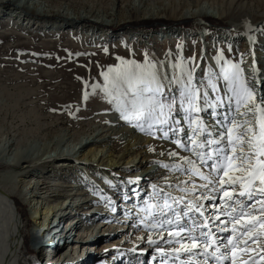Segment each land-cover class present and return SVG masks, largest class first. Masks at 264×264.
Wrapping results in <instances>:
<instances>
[{
	"label": "snow or ice",
	"instance_id": "snow-or-ice-1",
	"mask_svg": "<svg viewBox=\"0 0 264 264\" xmlns=\"http://www.w3.org/2000/svg\"><path fill=\"white\" fill-rule=\"evenodd\" d=\"M213 59L200 76L155 60L102 73L121 119L175 145L154 161L164 173L151 191L125 194L140 197L128 211L156 230L161 264H264V80L220 50Z\"/></svg>",
	"mask_w": 264,
	"mask_h": 264
},
{
	"label": "rangeland",
	"instance_id": "rangeland-1",
	"mask_svg": "<svg viewBox=\"0 0 264 264\" xmlns=\"http://www.w3.org/2000/svg\"><path fill=\"white\" fill-rule=\"evenodd\" d=\"M36 2L44 8L59 7L62 10L75 13L82 11L92 16H104L110 19L112 23L109 26H102L89 21L83 26L76 28L49 30L48 27H45L46 20L43 21L41 20L42 18H35L40 23L34 27H29L21 25L14 17L0 15V125L6 130H9L10 125L13 126L18 122L21 124L23 113L29 108H39L46 112L49 119L52 120L61 116L63 121L71 122L76 120V122H80L85 120L87 116H92L99 122L98 124L103 123V125L108 127L118 128L120 123V126L130 127L131 132L134 131V134L140 135L142 140L151 139L153 151L158 149L159 152L163 147L170 145L169 149H172L175 145L172 143L168 144V141L161 140L147 132H141L134 119L130 121L121 119L117 110L118 101L115 96H110L100 91V88L106 83L102 73L111 76L117 71L132 68L136 64H152L153 60H155L169 63L180 61L181 67L185 71H187L188 65H191L195 67L196 74L200 76L203 75L206 67L209 70L218 68L217 61L213 57L220 50L229 62L239 61L246 70L255 68L257 69V75L259 76L260 74V78L263 77L264 58L256 60L258 67H255L253 63L255 56L253 57L252 51L254 50L255 54L258 52H261L262 55L264 54V21L258 23L252 29L249 38L247 35L245 36L247 31L238 28L233 23L237 24L248 19L253 23L263 20L264 0H36ZM204 3L216 8L220 13V17L217 18L205 14L198 16L199 18L194 17L191 19L190 17L187 19L183 14L186 8L193 9ZM0 5L5 10L13 7L7 2L0 3ZM154 11L158 12L159 17H151ZM143 21H160L165 25L158 24L157 26L159 27L157 29L136 26V24ZM167 28H179L183 31L180 34L178 33L179 35L175 34L174 36L164 35L160 32L162 35L154 33L156 30L162 31ZM107 30H111L114 33L115 31L124 30L135 32L134 34L131 33L133 35L132 38L131 35L128 37L123 34L110 39L106 32ZM250 39H252L251 46L248 42ZM169 71L171 72L172 70L169 69ZM177 74H179V68L177 69ZM8 89L10 92H16L19 89L23 91L34 89V91L29 94L31 99L28 96L25 101L17 104L12 98L3 95L2 91L9 92ZM25 122L23 125L30 124ZM118 137L116 136L114 141L120 140ZM127 138L125 142L130 140L129 137ZM121 144L123 143L119 142L116 144L115 154L123 152L122 148L125 147V143ZM147 147V145L143 148L135 147L133 154L126 158L132 164V167H135L134 171L127 169L128 166H126V169L124 168L125 166L118 169H113L112 167L108 170L106 169V171L99 167L95 169L96 176L93 177L92 182L90 180L80 182L74 180L71 183L72 186L66 188V192H80V190L84 189L87 193L86 195H89L86 199H96L97 201L95 202L97 204H100V201L104 204L103 200L105 198L111 199V196L116 194L118 187H120L117 184L120 178L125 183V185L121 186L120 192L126 191L127 186L133 188L132 184L129 185L125 181L135 180V176L141 175L139 174V169H135L138 168V162L139 160L141 161L140 157L144 154L143 150ZM187 154L185 153V155ZM158 160L165 163L169 162V159L164 161V158L160 159V157L153 159L152 162ZM153 164L155 165L156 163ZM6 170L8 169L5 166L0 167V172ZM58 170L64 169L59 168ZM163 170L162 168V174L164 173ZM74 178L79 179L77 176ZM70 180V178H66L64 183L67 184ZM101 182L103 185L99 187ZM149 184L146 183L143 188L142 196L145 194V190H151ZM95 185L99 188H96ZM73 186L75 187L74 189L72 188ZM109 187L110 189H108ZM130 187L126 191V193H129L128 196L131 194ZM94 189L99 190L95 191ZM80 196V194H76L77 198ZM118 202H122L119 197L115 200V203ZM103 206L105 207L106 205H97L102 215L94 223L98 221L110 223L107 225H110L111 231L102 240L96 243L95 241L88 243L84 253L91 248V245L95 244L94 248L88 250L92 256L99 254L96 247L100 248V250L110 246L112 248V246L115 247L116 245L119 247L113 240L120 233L115 234L113 230L117 228L115 225L127 223L121 219V216H123L121 214L113 213L117 217L116 219L111 216L108 217V213L113 212V209L110 206L105 208ZM73 207L75 208V205ZM83 208H80L81 213ZM18 214L21 218L19 221L25 230L36 226V218L34 219L31 216L32 212L28 211L25 204L19 206ZM44 216L40 214L39 217ZM83 219L87 220V218H81L80 220L83 221ZM141 221L144 222L142 219ZM71 222L68 221L67 225ZM38 227V232L42 235L43 227L45 226ZM48 228L46 229L47 232ZM65 232L67 233V230ZM41 238L43 243L51 239L48 235H42ZM142 243L141 241L134 246L139 249V247L143 246L141 245ZM33 245L34 243L29 236L28 246L33 249ZM37 249L38 253L33 250L31 254L34 256L32 255L31 257L35 258L37 264L47 262L46 257V260L43 259L42 252L44 248H41V243ZM58 250L62 251L63 248ZM108 259L107 261H109Z\"/></svg>",
	"mask_w": 264,
	"mask_h": 264
},
{
	"label": "bare ground",
	"instance_id": "bare-ground-1",
	"mask_svg": "<svg viewBox=\"0 0 264 264\" xmlns=\"http://www.w3.org/2000/svg\"><path fill=\"white\" fill-rule=\"evenodd\" d=\"M6 2L13 7L5 10L0 5V15L14 17V19L23 26L34 27L38 25L40 22L39 20H35V18H42L41 20L43 21L46 20L45 27H48L49 30L70 27L76 28L83 26L89 21L91 23L101 24L102 26H109L112 23L110 19L104 16H92L82 11L80 13H75L62 10L59 7L44 8L42 5L38 4L36 0H0V3ZM183 14L187 19L190 17L191 19L194 17L199 18L205 14L217 18L220 17L218 10L207 3L201 4L193 9L186 8ZM151 17H159L158 12H152ZM263 21L264 19L253 23L248 19L237 24L233 23V25L247 31L245 32V36L247 35L249 38L252 29ZM182 31L183 30L179 28H167L162 31L156 30L154 33H157V35L168 34L174 36L175 34L182 33ZM244 31L242 32L244 33ZM106 32L111 39L116 36H122L123 34H126L128 37L131 35L132 38V34H134L135 31L124 30L115 31L114 33L111 32V30H107ZM248 42L249 45L252 44V39L248 40ZM252 55L253 57L255 56V63H253L255 67H258L256 60L264 58V54L262 55L261 52L255 54L253 50ZM260 79L264 80V70L263 77ZM33 91L34 89L30 91L19 89L16 92H10L9 90V92L2 91V93L12 98L15 103L20 104L25 101L27 99L26 97L32 94L31 92ZM261 93H264V84H261L257 88V95ZM22 118L21 124L18 122L13 126L10 125L9 130L4 129L0 125V167L5 166L8 169L0 172V264H37L35 258L31 257L33 255L31 252L35 250V252L38 253L37 247L40 245V241L43 242L41 238L42 235H48L51 238L46 243L41 244V248H44L42 252L43 259H47V262H42L43 264H87L86 260L89 259H94L96 261L95 263H98L99 259H103L102 264H148L147 260L144 261V259L141 258L144 248L150 249V256L159 254L156 252L155 246L148 243L149 236L156 239L157 243H159L156 230L151 227H146L145 222H140V218L129 214L128 210L133 207L140 197L133 199L124 198L125 194H129L126 193V191L129 189L128 187H130L127 186V188L125 187L127 189L126 191L124 190L123 193L120 192L121 186L125 185L124 180L121 181V178L118 180L119 182L117 184H119L120 187H118L116 194L112 195L111 199L105 198L103 200L104 204H102L101 201L100 204H97L95 202L97 201L96 199H86L89 195H86L87 193L84 189L82 191L80 190V192H66V188L72 186L71 183H73L74 180L78 182L90 180L92 182L93 177L96 176L95 169L99 167L102 168L103 171H106V169L108 170L112 167L113 169H118L125 166L124 168L126 169V166H128L127 169H132V171H134L135 167H132V164H130L129 160L127 161L126 158H129V156L133 154L135 147L139 146L143 148L146 145L150 146L152 143L151 139L142 140L140 135L134 134V131L131 132L132 130L130 127L124 125L120 126V123L118 124L119 127L117 126L118 128L112 126L108 127L103 125V123L98 124L99 122L92 116H87L85 120L80 122H76V120L71 122L63 121V117L61 116L52 120L49 119L46 112L43 110L39 108H29L23 113ZM24 121L30 124L23 125ZM116 136H119L118 139L120 140L114 141ZM127 137H129L130 140L125 142L128 139ZM119 142L125 143V147L122 148L123 152L121 154H115L116 144ZM168 144L171 143L168 142ZM170 147V145H168V147H163L159 152L158 149L157 151H149L148 147L143 150L144 154L141 155V161L139 160L138 168L135 169H139V174H141L135 177H142L143 179H141L142 182H139L138 185L132 184V187L136 186L141 190V196L146 183L156 182L157 177L162 175V167H159L157 164H155V166L153 164L154 162H152L153 159L160 157V159L164 158V161L165 159L170 160L171 158L161 155L162 152H167ZM183 154L185 155V153ZM59 168L64 170H58ZM76 176L79 179H75L74 177ZM66 178L71 179L67 184L64 183V179ZM166 182L167 181L164 183ZM102 185L101 182L99 187ZM95 187L99 188L97 185H95ZM72 188L74 189L75 187L73 186ZM108 189H110V187ZM94 190L96 191L99 189ZM76 194H80L81 196L77 198ZM118 197L122 202L115 203ZM21 204H25L28 211L32 212L31 216L34 219L36 218V226L31 229L25 230L24 226L19 221L21 218L19 217L18 209ZM74 205L75 208L73 207ZM97 205L112 206L113 208L111 209H115L113 212L108 213V217L111 216L116 219L117 217H115L113 213L128 216L126 218L121 216V219L127 223L121 225L117 224L115 225L117 228L113 230L115 234L120 233L117 238H114V240L112 239L119 247L113 249L111 252H101L102 249L100 250V248L98 249V247H96L100 253L99 256L96 257L92 256L90 251H88L94 248L95 244L91 245V248L85 253L84 249L87 248L88 243L93 241L96 243L102 240V238L107 237V235L110 234L109 231H111L110 225H107L110 223H104V221L94 223L95 220L102 215ZM81 207H84L82 213L80 212ZM74 209L75 212L73 213ZM68 210L69 212H67ZM61 213L66 214L67 221H72L67 225V233L64 232L62 235L52 234L51 228H48L47 232L46 229L49 226L46 225H49L50 222H60ZM40 214L45 216L39 217ZM81 218H87V220L83 219V221H81ZM133 223H136V227H134ZM70 225H74V230L77 229V231H82L81 234L77 236L68 234V231L71 229L70 227L68 230ZM38 226H45L43 227L42 235L38 232ZM29 236L34 243L33 249L28 246ZM141 241L143 242L141 244L143 246L137 249L134 245ZM65 246L67 247L64 248ZM59 248H63V250L59 251ZM257 251L259 250L257 249ZM107 258H109V261H107ZM193 259H195V257Z\"/></svg>",
	"mask_w": 264,
	"mask_h": 264
},
{
	"label": "trees",
	"instance_id": "trees-1",
	"mask_svg": "<svg viewBox=\"0 0 264 264\" xmlns=\"http://www.w3.org/2000/svg\"><path fill=\"white\" fill-rule=\"evenodd\" d=\"M154 21H143L139 24H136V26L138 27H148L150 29H157L159 26L154 25Z\"/></svg>",
	"mask_w": 264,
	"mask_h": 264
},
{
	"label": "water",
	"instance_id": "water-1",
	"mask_svg": "<svg viewBox=\"0 0 264 264\" xmlns=\"http://www.w3.org/2000/svg\"><path fill=\"white\" fill-rule=\"evenodd\" d=\"M158 24H160V25H165L164 23H162V22H160V21H155V25H158ZM130 37V36H129Z\"/></svg>",
	"mask_w": 264,
	"mask_h": 264
}]
</instances>
